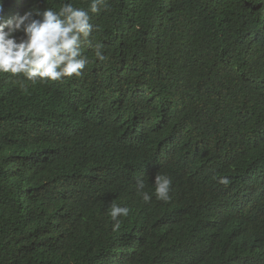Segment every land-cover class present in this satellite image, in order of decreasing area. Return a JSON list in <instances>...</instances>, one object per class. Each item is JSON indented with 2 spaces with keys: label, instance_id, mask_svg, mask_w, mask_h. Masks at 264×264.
Wrapping results in <instances>:
<instances>
[{
  "label": "trees",
  "instance_id": "16d2710c",
  "mask_svg": "<svg viewBox=\"0 0 264 264\" xmlns=\"http://www.w3.org/2000/svg\"><path fill=\"white\" fill-rule=\"evenodd\" d=\"M106 4L92 14L106 59L85 49L81 78L49 85L0 76L12 115L0 119V264H264V0ZM106 98L115 121L92 132L84 108ZM217 101L205 118H217L207 147L198 115ZM174 125L188 132L175 137ZM139 158L173 179L171 200L145 204L125 188ZM76 161L90 179L76 174ZM112 203L130 208L119 231ZM210 221L225 225L223 239L189 250L181 235ZM170 231L164 251L175 257H162L155 238Z\"/></svg>",
  "mask_w": 264,
  "mask_h": 264
},
{
  "label": "clouds",
  "instance_id": "9594fccd",
  "mask_svg": "<svg viewBox=\"0 0 264 264\" xmlns=\"http://www.w3.org/2000/svg\"><path fill=\"white\" fill-rule=\"evenodd\" d=\"M34 4L32 9H29ZM40 0H0V76L20 78L31 84L44 83L49 85L64 84L72 78H81L86 66L90 63L85 49H92L94 56L99 61H104V45L96 40L95 32L98 26L92 23V14L107 11L106 0H89L87 8L76 7L71 0H65L59 9L46 7L39 8ZM29 9V10H28ZM4 11L8 15H4ZM21 87L24 84L21 83ZM115 103L111 98L104 99L103 106L84 108L87 113V126L92 132H103L111 127L115 121L114 115L109 114V108ZM221 101L207 105L198 117L200 125L197 131L204 146L214 145L217 118L212 121L205 118L209 116L211 109L219 105ZM5 103L0 99V119L11 117ZM173 135L182 138L188 132V128L180 125L177 128L171 126ZM23 140L17 142L21 146ZM85 163L76 161V174L81 173L88 179L91 178V170L86 169ZM221 183H227V178H221ZM148 187H154L153 193L145 191ZM125 188L134 194H139L145 204L151 203L153 196L160 201L167 202L172 199L173 179L163 173L161 166L154 160L147 158L136 159L125 182ZM124 198V199H123ZM122 200H131L133 197L123 196ZM115 199L113 197V202ZM135 203L137 200L133 199ZM130 214V208L112 203L109 216L112 230L119 231L121 218ZM177 223V222H176ZM176 223L174 226H176ZM225 225L215 224L213 221L200 225L197 234L185 233L181 237L188 249L197 242H208L210 238L223 239L221 230ZM166 234V235H165ZM176 236L174 232L164 233L155 238L163 245V238ZM232 235L228 236L227 245L231 243ZM190 250V249H189ZM167 249L160 251V256L175 257L169 254ZM171 255V256H170Z\"/></svg>",
  "mask_w": 264,
  "mask_h": 264
}]
</instances>
